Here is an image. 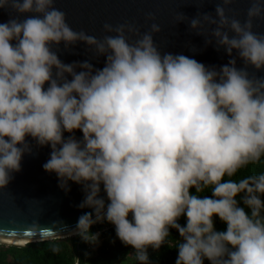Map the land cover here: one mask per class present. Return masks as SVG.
<instances>
[{"label":"clouds","instance_id":"clouds-1","mask_svg":"<svg viewBox=\"0 0 264 264\" xmlns=\"http://www.w3.org/2000/svg\"><path fill=\"white\" fill-rule=\"evenodd\" d=\"M54 3L0 0V13H9L0 22V190L21 171L31 138L50 147L43 170L66 193L69 182L80 185L78 207L92 210L69 236L95 245L90 228L106 221L133 259L149 264L148 250H159L175 230V264H264V172L232 179L264 160V78L247 70L264 71V34L253 31L264 0H249L243 23L226 14L235 0H220L215 16L176 17L198 36L211 29L205 46L214 42L229 57L219 69L161 53L155 22L142 35L133 23H106L98 39L74 31ZM61 44L64 52L85 45L103 66L64 63ZM23 231L35 240L43 230ZM50 251L59 255L61 247Z\"/></svg>","mask_w":264,"mask_h":264},{"label":"water","instance_id":"water-1","mask_svg":"<svg viewBox=\"0 0 264 264\" xmlns=\"http://www.w3.org/2000/svg\"><path fill=\"white\" fill-rule=\"evenodd\" d=\"M218 5L223 6L220 0H55L54 3L55 8L65 13L67 23L74 31L83 30L98 39L107 34L103 31L106 23L113 26L133 23L142 35L155 22L161 31L153 36V41L161 53L183 54L206 66L219 69L228 62L229 57L224 49L217 50L214 42L205 46V40L211 39V29L203 36H198L190 31L187 20L176 23V17L180 14L189 21L198 14L215 16ZM250 6L249 0H235L226 9V14L243 23ZM149 14L155 17L154 21L146 19ZM8 18V12L0 13V22H6ZM253 31L264 34V14L262 18L253 21ZM58 54L64 63L90 59L96 67H102L104 62L103 58H99L97 62L83 44H77L70 52H64L61 44ZM242 66V62L238 60L237 67ZM247 70L250 75L264 78V71L256 73L251 67ZM75 135L81 138L82 134L76 132ZM27 141L32 146L31 154L22 157L21 171L13 173L8 186L0 190V244L6 246L22 247L27 243L4 240H32L23 230L33 224L43 230L35 240L48 241L52 235L69 237L68 234L76 230L78 218L85 212L92 211L78 207L85 196L80 185L69 182L70 190L66 193L58 187L56 175L43 170V165L50 158V147H38L31 138H27ZM101 196H104L103 190ZM105 204L107 206L106 198ZM56 225L62 228L54 231Z\"/></svg>","mask_w":264,"mask_h":264},{"label":"trees","instance_id":"trees-1","mask_svg":"<svg viewBox=\"0 0 264 264\" xmlns=\"http://www.w3.org/2000/svg\"><path fill=\"white\" fill-rule=\"evenodd\" d=\"M261 172H264V160L241 169L232 179L239 180ZM210 194L209 189L201 195ZM179 223H185L183 217ZM215 227L217 230L226 229V225L218 219L215 220ZM90 232L98 234V242L95 245L85 243L79 235H72L60 241L51 239L42 243L31 242L22 247L0 244V264H74L76 259H79L80 264H138L130 255L132 249L124 246L117 238L114 226L104 221L94 224ZM179 239L178 233L171 230L167 244L157 251L148 250L149 264H175L178 255L175 244ZM53 243H58L61 247L59 255L51 253ZM86 246L91 247L90 251H86ZM205 264L208 262L205 261Z\"/></svg>","mask_w":264,"mask_h":264},{"label":"bare ground","instance_id":"bare-ground-1","mask_svg":"<svg viewBox=\"0 0 264 264\" xmlns=\"http://www.w3.org/2000/svg\"><path fill=\"white\" fill-rule=\"evenodd\" d=\"M4 241H7V242H11V243H19V244H22L23 241H17V240H4Z\"/></svg>","mask_w":264,"mask_h":264},{"label":"built area","instance_id":"built-area-1","mask_svg":"<svg viewBox=\"0 0 264 264\" xmlns=\"http://www.w3.org/2000/svg\"><path fill=\"white\" fill-rule=\"evenodd\" d=\"M91 247L90 246H86V251H90ZM74 264H77V261H74Z\"/></svg>","mask_w":264,"mask_h":264}]
</instances>
